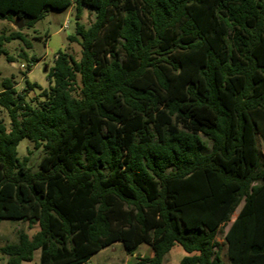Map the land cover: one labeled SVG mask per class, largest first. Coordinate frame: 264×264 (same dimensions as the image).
I'll use <instances>...</instances> for the list:
<instances>
[{"label":"trees","instance_id":"trees-1","mask_svg":"<svg viewBox=\"0 0 264 264\" xmlns=\"http://www.w3.org/2000/svg\"><path fill=\"white\" fill-rule=\"evenodd\" d=\"M72 7L81 57L58 53L39 105L2 81L0 224L39 230L0 256L85 264L121 243L162 264L179 245V264H223L216 237L242 204L228 260L264 264V0H0V20L32 29ZM12 41L32 48L15 30L0 57L13 61ZM25 139L44 151L37 168L19 157Z\"/></svg>","mask_w":264,"mask_h":264},{"label":"rangeland","instance_id":"rangeland-1","mask_svg":"<svg viewBox=\"0 0 264 264\" xmlns=\"http://www.w3.org/2000/svg\"><path fill=\"white\" fill-rule=\"evenodd\" d=\"M75 16L76 10L75 7H72L67 11L48 13L32 29L25 28L23 23L21 31H23L27 41L32 44V48L28 49L21 41H12L6 44L5 47L13 61H9L4 55L0 57V91L2 90V81L8 78L12 79L17 91H27L26 101L28 103H32L33 106L39 105V101L42 99L40 98L42 91L50 86L48 73L54 66L58 53L61 51L67 52L77 60L81 57L82 49L79 43L69 41V37L75 35ZM95 18L94 10L86 7L82 8L81 24L88 28L94 23ZM14 23L0 20V35L10 34L18 30ZM34 58L38 60L34 61ZM27 80L31 84L39 85L40 88L30 90L26 84ZM0 118L9 127L8 115L2 109H0ZM258 147L264 160V143L261 138L258 139ZM18 153L21 159L28 158L29 164L33 168H37L44 155L43 149H36L35 144L28 139L20 143ZM241 206L242 204L232 216L231 222L222 227L216 237L221 249L220 258L223 264H230L227 257L225 235ZM38 230L37 225L32 227L28 222L5 220L0 224V246L17 242L21 231L32 237ZM40 255V251H37L30 264H38ZM152 255V249L147 245L140 246L134 255H129L121 243H116L100 251L85 264H136L137 256L152 257ZM185 255L183 248L177 245L165 256L162 264H179ZM3 259L0 256V264H4Z\"/></svg>","mask_w":264,"mask_h":264},{"label":"water","instance_id":"water-1","mask_svg":"<svg viewBox=\"0 0 264 264\" xmlns=\"http://www.w3.org/2000/svg\"><path fill=\"white\" fill-rule=\"evenodd\" d=\"M14 25L16 26V28H17L18 30H21L22 27H23V23H22L21 20H17V21H15Z\"/></svg>","mask_w":264,"mask_h":264},{"label":"crops","instance_id":"crops-1","mask_svg":"<svg viewBox=\"0 0 264 264\" xmlns=\"http://www.w3.org/2000/svg\"><path fill=\"white\" fill-rule=\"evenodd\" d=\"M35 255V254H34ZM138 257V256H137ZM3 261H4V264H7V260L4 258L3 259ZM31 262H24V263H22V264H30ZM39 263H40V259H39ZM38 263V264H39Z\"/></svg>","mask_w":264,"mask_h":264},{"label":"built area","instance_id":"built-area-1","mask_svg":"<svg viewBox=\"0 0 264 264\" xmlns=\"http://www.w3.org/2000/svg\"><path fill=\"white\" fill-rule=\"evenodd\" d=\"M66 28L68 27V26H65ZM56 59H57V57H56ZM24 67V66H23Z\"/></svg>","mask_w":264,"mask_h":264}]
</instances>
